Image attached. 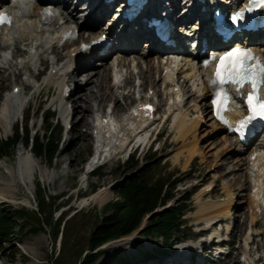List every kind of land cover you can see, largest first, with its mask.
<instances>
[{"label":"rangeland","instance_id":"rangeland-1","mask_svg":"<svg viewBox=\"0 0 264 264\" xmlns=\"http://www.w3.org/2000/svg\"><path fill=\"white\" fill-rule=\"evenodd\" d=\"M181 4V7L184 6V3ZM82 18L83 15H79L78 22L83 23ZM106 24L107 27H110L112 21H106ZM115 29L117 27L114 28V32L117 33ZM27 50L25 43L21 42L17 49L13 48L8 54L9 60L13 64L12 68L8 69L4 66L7 69L6 72L2 69L4 72L1 71L0 73L2 75L0 76V109L13 83L17 86H24L27 73L33 77L35 76L38 82L37 84L33 83L35 85L34 89H32L33 85L30 84L24 91L25 99L29 102L24 113L18 117V123L14 122L10 130L6 132L0 122V142L11 138L15 127L19 125L23 127L26 124L32 135L38 133L37 135H40V137L49 122H53L57 126H63V129L59 138L58 151L51 163L44 158L34 157L31 154L30 146H25L23 141L17 144L9 156L0 157V163H2V167H0V195L3 194L9 197L5 200L0 199V210L26 207L27 212L36 217V222H33L36 227L35 232L31 231L30 225H26L21 232L16 230L11 241L2 246L0 264H80L81 259L88 252L87 238L95 223L102 217L103 207L118 199L117 188L121 183L138 173L136 172L137 169H143L148 166L152 167V178L162 177L168 178L170 183L176 182V187L173 191L175 196L169 200L171 202L168 203L167 201L159 207L164 205L173 207L184 194H190L191 196L188 202V212L183 217L185 223L181 227L182 233L178 235L179 238L183 235L186 236L185 244L187 245H198L200 240L196 238V232L206 225V222L196 217L199 207L207 203L225 202L228 199L227 195L232 191L231 193L234 194L233 205H231L230 209L234 217L232 220H228L227 223L219 224L216 230L223 229L224 232L228 233L224 238L227 239L228 236L229 239L233 240V251L229 258L237 262L240 254L245 249L244 241H246L248 236L246 232L249 223L250 226L252 225L248 211L249 203L247 202L250 192L249 184L246 183V189L244 190L240 188L245 181L246 168L244 166L239 167L237 161L245 159L247 163L249 154L264 145V135L257 137L250 149L243 150L236 146L232 138L226 136L221 129L216 127L213 120L207 119L203 114H196L194 105H198L202 113L201 106H203V102L201 98L198 99L197 96H192V93H190L192 87L188 85L183 90V95L186 98V104L183 109L189 113V118L185 119V123L190 124L194 120L201 119L196 132L197 136L195 135L198 142L197 146L200 150L189 161L187 151L184 150V142L178 140L177 137L175 128L177 116L171 115L168 117L169 120L166 123L163 122L162 125L161 120L171 113L170 107L173 101L170 102V97L166 95L170 87L165 89L164 83L157 82V86L152 88H154V91L158 90L159 95L155 92L157 96L155 95L152 98V102L159 109L158 120L153 128L143 134V136L147 137L152 132L147 144L156 137V134H158L157 140L148 149L146 144L144 148L136 150L132 160L126 167L125 163L127 160L124 152L114 158L116 160L109 161L99 168L97 177L92 174L88 175L90 171L88 163L93 157L95 146L94 139L91 137L93 114H91L88 124H83V121L80 120V115L74 114L75 116L73 115V119L68 125L69 129H65V118L61 117L57 104H53L54 100V103L57 102L60 90L57 86H50L46 84L47 82H44V78L50 73V69L53 66L52 62L59 57L58 64L64 63L67 58V51L55 49L52 51V55L50 52L46 56V62L32 64L29 66L30 72H27L24 65L20 66ZM4 55L0 51V66H3L2 62L4 59L1 57ZM116 59L117 57H114V60L109 58L106 64L109 66ZM128 68L129 65L127 64L123 69L124 74H126ZM151 68L152 59L150 58V63L147 66H142V70L146 72L147 70H152ZM154 71V78H159L160 70L155 69ZM92 72L91 69L83 70L81 76H79L80 78L77 76L75 79L77 81H71L70 86L75 91L73 90L74 92L69 102L75 109L76 99L86 93L85 89L93 86L91 84L86 87L83 82L86 76L92 74ZM113 72L115 71L113 70ZM133 74L135 75L133 80L124 84V90H121L120 94L125 95L136 88V96H133V99L120 100L121 110L119 112L115 111L116 115L121 116L128 112L130 108L137 104V98L147 95V90L151 88L148 84L142 86L143 80L137 75V69L134 70ZM122 78H120V81L123 80ZM184 81L183 78H180L179 85L184 84ZM36 89L39 90L40 94H36ZM161 93H164V96ZM149 95H151V92H149ZM102 96V99L106 102L103 109L100 110V114L107 115L113 111V105L109 101L108 92H102ZM160 104L162 106L159 107ZM44 112L47 115L53 112L52 118L46 119V121L43 120L42 113ZM135 143V141H132L130 144ZM128 151L130 150L128 149ZM19 153L24 155L29 153L34 158V178L29 183L19 180L18 174L20 172L19 169H21L18 160ZM153 156L155 157L151 160L152 162H148V159ZM134 162H138L136 170H128L127 167L133 165ZM3 163H6V165H3ZM103 189L108 192L105 193L107 195L98 196ZM40 198L44 199L46 203V214L48 215L51 212L54 218L47 226L42 224L45 219L43 215L39 214L37 209ZM199 203L201 204L199 205ZM58 218L59 220L61 219L58 230L60 232L63 231L62 240H60V236L54 238L53 234L58 223L55 220L58 221ZM256 221L255 230L253 231L256 234V238L247 250H250V256L255 260L254 264H264V213L258 216ZM143 224L145 225L146 221ZM227 224H230L228 231L226 230L228 229ZM140 234L133 232L131 235L124 237L125 239L120 238L107 243L102 247L104 253L95 264H121L124 257H128L131 260L130 263L136 264V261L138 259L141 260L146 253H150L154 256L153 258L158 259L159 255L156 249H159L163 242L160 240L153 245L154 239ZM214 235L218 236L216 232ZM58 239L61 242H59L57 247ZM242 240L243 246H241ZM177 246H172L168 253L174 252ZM257 258L258 262H256ZM206 260L208 262L206 264H212L214 257L206 252ZM155 262L159 263V260Z\"/></svg>","mask_w":264,"mask_h":264},{"label":"bare ground","instance_id":"bare-ground-1","mask_svg":"<svg viewBox=\"0 0 264 264\" xmlns=\"http://www.w3.org/2000/svg\"><path fill=\"white\" fill-rule=\"evenodd\" d=\"M72 1L74 0L47 1L45 6L50 8L55 6V8H58L59 12L55 9V17L53 22L45 24L41 21V7L32 6L31 4L21 0H0V9L10 11L14 17V22L10 27H3L0 29V51L5 54L3 57H1L4 59V61L2 62L3 66H0V73L3 71L2 69H4L6 72L8 68H12L13 62H10L8 54L13 48L17 49L21 42L25 43V46L28 50L23 56L24 58L20 65H24L26 71L28 72L29 66L34 63L39 62L40 64V62H44L47 58L46 56L49 55L50 52L52 55V51H54L59 46L61 35L63 33L73 31L74 28L86 31L88 32L87 36L82 32L78 34V42L85 41L86 43H88L89 40L94 37V35L107 33L108 36L116 38V45L112 46V48H110L106 54L99 55L97 53H81L78 43L66 45L65 49L63 50L67 51V58L65 59V62L58 64L59 57L56 59L54 58L55 61L52 62L53 66L50 69V73H48V75L44 78V82H47L46 84H49L50 86H57L60 90L58 100L56 103H54V100L53 104H57L56 106L59 107L58 109L60 111V115L62 118H65L64 123L66 125L70 124L74 114H79L80 120L83 121V124H88L89 118L91 117V114H93V128L91 137L94 139L95 146L93 157L88 163L89 169L91 170L96 166L106 164L107 162L114 160V158L117 156L122 155L126 151V147L130 145V142L134 140H136L139 144L137 147V150H139L141 145L145 143L148 137L143 136V134L150 130L154 126V123H156L158 120L157 117H153L150 122L148 120L149 115H142L140 113V109H137L138 106L134 107V109L132 108L133 110L130 109L121 116L114 113L115 111L119 112L121 110L119 105L120 100L131 99L133 96H136V88L132 92H128L125 95H121L122 93L120 94V91L124 90V84L133 80L135 76L133 72L135 69H137V75H139L140 79L143 80L142 86L148 84L151 87L148 89V91L153 90L154 88L152 87L157 86V82L164 83L166 88L170 87L169 92L167 91L168 93H166V95L170 97V102L173 101V104L170 107V115L177 116V122L175 124L178 135L177 137L178 140L184 142V150L187 151V157H189L190 161L198 152V150H200L197 146L198 142L195 135L201 119L194 120L190 124L185 123V119L187 117L189 118V113L187 110L183 109L184 105L186 104L183 90L188 85L191 86L192 91L190 93H192V96H197L198 99L201 98L203 102V106H201L202 113L200 112L198 105H194L196 114L200 113L205 115L207 119L214 120L212 117L210 103L208 101L209 93L207 91V82L211 76L209 71L204 70L198 64H196L195 59H192L191 56L188 55V50L183 49L181 52H179L178 56L180 58L169 57L166 61H160L157 57H152V55H159L157 52L158 47L152 46L146 50L145 48L150 46L146 42L143 44L145 48L140 49L139 46L141 41H135L133 44L131 43L128 46V50L126 51H119L123 53V55L116 56L117 59L108 66L106 62L110 58L111 54L114 55V52L121 48L120 46L117 47V44L120 42L121 44L126 43V40L130 39L131 37L139 36L137 34L126 36L124 32L121 34L119 33L117 36L113 32V26L112 28L107 27L106 21L112 20L113 17L112 15H109L112 6H106L104 8L99 7V9H95L94 7L84 15L83 12L85 10H82V6L78 5L79 2L73 4ZM83 1H85L84 3L88 6L87 8H90L89 1ZM189 1L191 0H186L185 4H188ZM181 3H184V1L171 0L172 6L177 10L179 7H181ZM185 8L188 10V7ZM101 12L102 14H100ZM79 15H83V23L78 22ZM191 20L192 16L187 15L182 21H179L182 22V26H185V31L178 33L176 36L177 38L186 39L187 36L194 35L197 27L195 23L189 24ZM114 23L117 24V22ZM192 43L194 45V41H192ZM256 50L260 57L264 59V46L261 48H256ZM150 58L152 59V70H145L146 72H144L142 70V66H147V64L150 63ZM155 60L158 61L157 64H155ZM127 64L129 65V68L126 74H124L123 69L127 66ZM4 66L7 69H5ZM87 69H91L93 72L92 74H88L83 82L85 83L86 87L91 84H93V86L85 89L86 93L76 99L75 109L74 106H72V104L69 102V99L72 97L75 90L72 89L69 84H71V81H77L75 80L77 76H81L83 70ZM155 69L160 70L159 78H154ZM113 70L115 72H113ZM165 70L166 73L162 76V73ZM176 75H181V78H183L185 81L184 84L180 85L179 88L177 87V90L174 91L173 87H176L175 84L177 82ZM123 76H125L124 79L122 78ZM120 78L123 80L120 81ZM35 80H37L35 76L33 77L27 73L26 82H28V84ZM26 86L28 85L17 86L14 84L13 88L18 87V90L15 92L10 91L4 103L2 104L0 109V122L6 132L10 130V127H12L15 119L24 113L28 106V101L23 96ZM66 88H69L70 91L67 96H64L63 91ZM32 89H34V86ZM35 92L36 94H40L39 90L37 89ZM102 92L109 93V101L113 105V111L107 115L100 114V110L103 109L106 102L104 99H102ZM155 92L157 95H159L158 90H155L154 93ZM162 96H164V93ZM143 98L151 99L152 97L144 95L142 96V99ZM160 106L162 105L160 104L159 107ZM167 118L164 121L165 123L167 122ZM215 124L216 127L223 130L221 126H219L217 123ZM191 139L193 140L191 141ZM261 150H264V145L258 150H255V157L253 159L251 158L253 153L248 156L247 163L245 159L237 161L239 167L244 166L246 168L245 181L240 188L244 190L246 189V183H251L252 191L249 194L247 202L249 203V216L251 217L252 225L256 224L258 214L264 213V152ZM18 160L19 166L21 167L18 174L19 180L23 181L24 183L31 182L34 178L35 171L34 158L29 153H27V155L19 153ZM3 165H6V163H3ZM0 167H2V163H0ZM89 173L90 171L88 172V175ZM231 192L227 195L228 199L225 202L214 204L207 203L202 204L199 207L196 217L197 219H201L203 222H206L203 230H206L210 223L215 222L216 225H219L221 223H227L228 220L233 219L234 215L231 213L230 207L233 205L234 194ZM105 193L108 192L103 189V191H101L98 196L107 195ZM2 195L3 194L0 195V199L5 200L9 198L6 195ZM199 197L201 196L199 195ZM200 204L201 203H199V205ZM229 226L230 224H227V228H230ZM214 233L215 232H213L212 235H214ZM249 237L250 236L248 235L246 237V241H244L245 249L241 255L242 258L247 261V264H254L255 260L251 258L250 250H247V247L245 246L250 240ZM173 253L176 255L173 257L172 261H170L172 264H181L185 260L187 261V264H195L193 257H197L196 264L206 263V256L203 257V259H201L199 256H196V254L198 255V250L193 248L191 245L182 244V247L176 248Z\"/></svg>","mask_w":264,"mask_h":264},{"label":"trees","instance_id":"trees-1","mask_svg":"<svg viewBox=\"0 0 264 264\" xmlns=\"http://www.w3.org/2000/svg\"><path fill=\"white\" fill-rule=\"evenodd\" d=\"M42 119L48 120L45 117V112L42 113ZM60 133L61 126H57L53 122L47 124L41 137L37 135L38 133L32 135L26 124L23 127L16 126L13 136L0 142V157L9 156L17 144L23 141L25 146H30L35 157L44 158L51 163L58 151ZM154 157L149 158L148 162H152ZM131 160L125 163V167ZM137 167L138 162H134L127 168L135 171ZM98 170L93 176L99 175ZM175 187L176 182L170 183L168 178H152L151 166L141 169L121 183L117 188L118 199L103 207L102 217L95 223L89 234L86 241L88 252L83 256L80 264H95L104 253L101 249L102 246L129 236L147 215L175 196L173 194ZM40 199L37 209L39 214L44 216L45 221L42 224L47 226L54 218L51 212L46 214V203L44 199ZM177 201L178 203L169 210L151 215L143 230V235L154 239L155 244L160 240L163 242V247L158 249L159 253H163L166 250V245L171 244L182 233L183 217L189 209L190 194H184ZM7 209L0 210V250L5 243L11 241L16 230L21 232L26 225H30L31 231H36V227L33 225V222H36V217L29 214L25 208ZM60 221L59 218L58 221L55 220L58 223L53 234L54 238L60 235L62 240L63 231L58 230ZM59 242L58 239L57 247ZM146 255L150 256L149 253ZM121 264L129 263L126 259L122 260Z\"/></svg>","mask_w":264,"mask_h":264},{"label":"snow or ice","instance_id":"snow-or-ice-1","mask_svg":"<svg viewBox=\"0 0 264 264\" xmlns=\"http://www.w3.org/2000/svg\"><path fill=\"white\" fill-rule=\"evenodd\" d=\"M261 72H264V67L261 68ZM217 75H219V73H218ZM234 82L242 83L243 81H242V80H235ZM260 115H264V111H262V112L260 113Z\"/></svg>","mask_w":264,"mask_h":264},{"label":"water","instance_id":"water-1","mask_svg":"<svg viewBox=\"0 0 264 264\" xmlns=\"http://www.w3.org/2000/svg\"><path fill=\"white\" fill-rule=\"evenodd\" d=\"M139 170H137L136 172H138Z\"/></svg>","mask_w":264,"mask_h":264}]
</instances>
